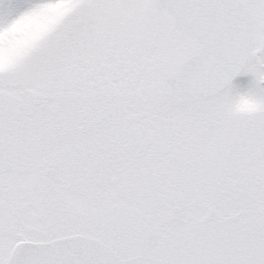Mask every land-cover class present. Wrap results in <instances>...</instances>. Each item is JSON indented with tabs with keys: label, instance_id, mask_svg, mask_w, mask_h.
Instances as JSON below:
<instances>
[{
	"label": "snow or ice",
	"instance_id": "snow-or-ice-1",
	"mask_svg": "<svg viewBox=\"0 0 264 264\" xmlns=\"http://www.w3.org/2000/svg\"><path fill=\"white\" fill-rule=\"evenodd\" d=\"M0 264H264V0H0Z\"/></svg>",
	"mask_w": 264,
	"mask_h": 264
},
{
	"label": "rangeland",
	"instance_id": "rangeland-1",
	"mask_svg": "<svg viewBox=\"0 0 264 264\" xmlns=\"http://www.w3.org/2000/svg\"><path fill=\"white\" fill-rule=\"evenodd\" d=\"M250 79L249 77H239L238 80H248Z\"/></svg>",
	"mask_w": 264,
	"mask_h": 264
}]
</instances>
